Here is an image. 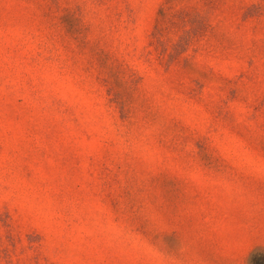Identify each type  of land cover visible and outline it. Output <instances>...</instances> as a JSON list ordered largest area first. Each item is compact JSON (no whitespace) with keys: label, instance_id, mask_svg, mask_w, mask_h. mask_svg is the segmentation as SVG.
<instances>
[{"label":"rangeland","instance_id":"1","mask_svg":"<svg viewBox=\"0 0 264 264\" xmlns=\"http://www.w3.org/2000/svg\"><path fill=\"white\" fill-rule=\"evenodd\" d=\"M0 264H264V0H0Z\"/></svg>","mask_w":264,"mask_h":264}]
</instances>
